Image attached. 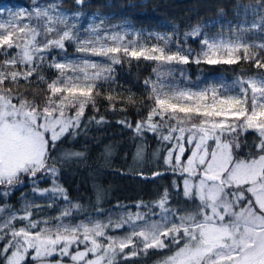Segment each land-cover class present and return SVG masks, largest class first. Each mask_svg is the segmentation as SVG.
<instances>
[{
    "label": "snow or ice",
    "instance_id": "obj_1",
    "mask_svg": "<svg viewBox=\"0 0 264 264\" xmlns=\"http://www.w3.org/2000/svg\"><path fill=\"white\" fill-rule=\"evenodd\" d=\"M74 3L82 8L86 0ZM5 11L0 9V17ZM81 15L63 9L62 0L43 5L33 0L30 9L9 11L7 18L0 19V264H66L65 257L70 264H120L150 249L171 250L160 264H264V0H257L255 6L237 4L236 16L241 19L235 25L228 22L229 36L203 33V27L221 24L219 20L185 33L202 37L199 53L184 50L178 41L173 51L172 37L159 33L145 37L136 32L135 39L127 38L133 35L128 31L101 34L104 18L99 13L95 16L100 23L83 29L82 37L77 29ZM249 33L259 34V41L246 40ZM153 38L156 43H149ZM67 43H75L77 53L107 62H61L55 57L49 61L54 50L66 52ZM131 59L157 64L156 79L144 81L151 107L133 131L138 136L151 132L170 145L164 162L181 177L182 183L174 180L172 188L182 192L189 207L170 206L171 194L164 188L154 202L137 204L148 212H129L115 222L65 223L69 209L55 217V223L33 219L32 209L40 207L35 197L69 200L58 182V164L83 153L56 155L58 142L79 134L86 108L98 111L101 89L115 82L114 65ZM241 61L258 71L242 73L230 84L221 81L197 90L169 80L170 68L162 71L173 64ZM45 68L54 69L56 77L44 75ZM21 81L28 87L36 85L31 99L19 90ZM40 85H46L42 94ZM118 97L123 99L109 89L103 98L115 111ZM126 100L135 103L132 94ZM103 122V117L96 120ZM120 123L133 127L126 120ZM249 132L257 138L252 146L241 140ZM244 147L249 148L246 154L241 152ZM136 158L143 159V147L137 149ZM25 178L32 185L33 199L21 193L20 214L7 198ZM44 179H50L51 187L39 186ZM125 225L130 230L123 236L107 234L110 226Z\"/></svg>",
    "mask_w": 264,
    "mask_h": 264
},
{
    "label": "trees",
    "instance_id": "obj_2",
    "mask_svg": "<svg viewBox=\"0 0 264 264\" xmlns=\"http://www.w3.org/2000/svg\"><path fill=\"white\" fill-rule=\"evenodd\" d=\"M9 1L11 0H0V5ZM256 2L257 0H86V5L81 8L75 5L74 0H62V5L71 12H82L80 17L83 24L89 21L100 23L99 17L95 16L99 13L100 17L104 18V27L109 31L128 28L134 32H163L171 36L172 43L176 44L182 37H186L185 33L190 32L194 26L198 24L203 26L209 20L221 21L223 28L221 24H216L202 29L207 32L231 34L228 22L235 25L241 19L236 16L237 4L255 6ZM252 18L249 12L248 19ZM254 36L255 40L259 41V34ZM190 38L188 42H192ZM70 44L67 43L66 46ZM156 67V62L143 59L139 61L131 59L130 62L126 60L122 65H114L115 82L106 83L101 89V96L97 97L99 110L87 107L79 134L75 137H65L62 142H58L56 155L66 151L83 153L81 157H73L58 164L60 168L58 182L67 190L69 200L79 205V208L75 209L77 218L103 214L119 206L135 208L140 202L150 204L158 198L164 188H168L171 194L170 206L189 207L182 192L177 193L176 189L172 188L174 180L182 183L181 177L178 174L173 175L164 162L170 145L160 141L151 132L138 136L133 131L136 122L146 117L151 107L152 102L147 99L148 89L144 81L155 78L156 73L153 69ZM186 69L190 78L199 81H203L207 76L235 80L242 73L251 75L258 71L243 61L232 65L189 63ZM43 72L49 79H54L57 75L54 69L45 68ZM20 84L19 90L28 94L31 99V92L36 85L28 87L23 81ZM45 87L46 85L39 86L41 94ZM109 89H115L123 97L117 98L115 111L103 98ZM129 94L133 95L134 104L127 102ZM121 108L125 110L121 111ZM91 117H95V120L89 122ZM101 117L104 122L97 124L96 120ZM125 120L133 127L129 128L120 123ZM256 139L253 132L241 137L249 146H252ZM139 147H143V159L136 158ZM248 151V147L241 149L242 154ZM156 172H162L164 175L154 176ZM49 182L50 179H44L39 185L45 186ZM31 186L25 178V183L13 191L7 202L17 209L23 198L21 193L27 195ZM2 243L0 242V246ZM170 254L169 249H150L147 254L141 253L127 261H121L120 264H159Z\"/></svg>",
    "mask_w": 264,
    "mask_h": 264
},
{
    "label": "rangeland",
    "instance_id": "obj_3",
    "mask_svg": "<svg viewBox=\"0 0 264 264\" xmlns=\"http://www.w3.org/2000/svg\"><path fill=\"white\" fill-rule=\"evenodd\" d=\"M38 3H40L41 5L45 4V3H51L53 2V0H37ZM33 6V0H11L9 2H6V4L0 5V9H4L6 10L4 12V15L2 17H0V19H4L7 18L8 12L11 11L12 13H16L19 12L21 10H26V9H30ZM62 8L67 10L69 13H73L71 11L68 10V8H66L65 5H62ZM92 24H96L93 21H89L85 24L82 23L81 21V17L78 18L77 21V29L80 31V35L83 37L86 35V33L83 32V29L89 27ZM123 32V31H128L129 33H132L133 35H130L129 37H127L128 39H135V35L134 30L132 29H123V30H119V29H112L111 31H109L106 27L103 26V32ZM203 33H207L208 36H215L217 33H221L219 31L217 32H207L206 30L202 29ZM141 33H143V35L145 37H148L149 32H145L142 31ZM159 34L162 35H166L163 32H157ZM225 36H229L231 34H225L223 33ZM188 38L190 37H182L180 40H178L179 45L184 49H192L194 53H199L201 50V44H200V40L202 37L200 36H191L190 39H192V42H188ZM246 40H248L249 42L255 40V36L251 35L250 33L247 34V36L245 37ZM149 43H156L155 39H151L149 41ZM169 47L175 51L177 48V43L173 44L171 43L169 45ZM53 57H55L58 61L63 62L65 59L67 60H72V61H79L80 59H91V60H95V61H100V62H107V61H103L102 58L100 57H89V56H85L84 54L81 53H77L76 52V44L75 43H71L68 47L66 46V52H61L59 50H54L50 55H49V59H52ZM172 70L171 76L168 77L169 80L174 81L175 84H177L179 87L181 88H191L193 90H197L200 88H203L209 84H215L218 82H225V83H231L233 81L232 80H224L222 78H219L217 76H207L203 81H199L197 79H192L190 78V74L186 69V65H177V64H173V65H169L166 66L164 69H162V71H167L168 69ZM91 71V70H90ZM181 72L184 73V75H181ZM156 79V76L153 80ZM41 188H47V187H51V181L49 182V184L43 186V185H39ZM32 187V186H31ZM24 197H26L29 200L33 199V194L30 190V192L27 195H24ZM24 197L21 199L19 207L17 208L18 210H21L20 214H22V209L24 206ZM35 203L39 204L40 207L39 208H33V219H37V220H42V219H48L51 220L53 223H55V217L59 216L61 212H63L65 209H69L71 211V216L66 217L64 219L65 223H71V224H77L80 223L81 221L87 223L89 221H99V222H103V223H108V221L111 219L113 222L117 221L120 217L125 216L127 213L131 212V213H136L137 211L140 212H148L149 209L145 208V207H141V208H137V206L135 208H126V207H116L113 209H110L108 211H106L105 213H97V214H92V215H88V216H84V217H80L77 218L75 215V209L76 207H73L74 205H77V202H73V201H65L63 199H56L55 202H52L51 200H49L47 197H35ZM8 203V202H7ZM52 204L51 207L48 206V204ZM11 207L12 205L10 203H8ZM152 211L155 212H159L158 208H154L152 209ZM153 220L159 219L158 216H152ZM17 223V226H20V223H24V222H14ZM130 230V227L128 225H125L124 228H114V227H109L107 229V234L108 235H112V236H123L127 231ZM83 247V245H81V248ZM66 264H70V262L68 261V258L65 257L64 258ZM160 264V263H159Z\"/></svg>",
    "mask_w": 264,
    "mask_h": 264
}]
</instances>
